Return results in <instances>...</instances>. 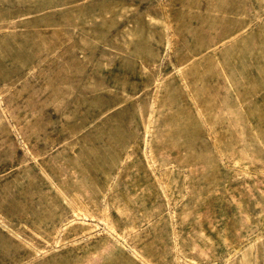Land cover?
<instances>
[{"label": "rangeland", "instance_id": "obj_1", "mask_svg": "<svg viewBox=\"0 0 264 264\" xmlns=\"http://www.w3.org/2000/svg\"><path fill=\"white\" fill-rule=\"evenodd\" d=\"M0 264H264V0H0Z\"/></svg>", "mask_w": 264, "mask_h": 264}]
</instances>
